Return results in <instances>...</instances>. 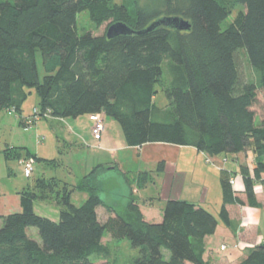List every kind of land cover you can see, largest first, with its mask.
I'll list each match as a JSON object with an SVG mask.
<instances>
[{"label":"trees","instance_id":"obj_1","mask_svg":"<svg viewBox=\"0 0 264 264\" xmlns=\"http://www.w3.org/2000/svg\"><path fill=\"white\" fill-rule=\"evenodd\" d=\"M126 1L0 0V108L21 112L26 89H36L38 120L110 116L129 147L166 143L195 148L207 158L251 147L257 175L241 167L244 198L231 184L235 174L223 170L219 216L232 228L229 206L260 207L255 188L264 182V121L257 122L254 110L258 91L264 95V0ZM237 6L243 9L229 21ZM85 12L96 27L110 21L143 31L161 18L181 17L191 30L160 26L146 35L109 39L80 32L79 15ZM240 51L258 73L259 85L241 83ZM167 62L180 71L181 81L166 87ZM162 86L166 108L156 101ZM12 150L36 164H55L18 148L7 153L13 159ZM114 169L98 164L86 174L78 188L89 198L79 207L71 201L72 190L54 177L40 178L23 191L21 211L0 216V264H98L94 255L109 257L102 245L105 234L128 239L139 250L133 264H210L204 258L206 238L216 233L219 221L209 210L171 197L162 219L149 221L132 195L121 212L114 210L100 196L102 173ZM42 185L45 196L37 190ZM53 192L61 205L57 220L35 211V203L52 199ZM99 207L109 214L104 223ZM33 228L41 242L29 235ZM236 264H264V243Z\"/></svg>","mask_w":264,"mask_h":264},{"label":"rangeland","instance_id":"obj_2","mask_svg":"<svg viewBox=\"0 0 264 264\" xmlns=\"http://www.w3.org/2000/svg\"><path fill=\"white\" fill-rule=\"evenodd\" d=\"M126 2V0H113L115 5H123ZM242 9V7L237 6L229 21H232ZM78 22L81 33L90 31L94 36L107 35L112 26L111 22L108 21L101 27H96L90 21L88 12L79 15ZM237 64L241 83L251 82L259 85L258 73L250 64L245 51L238 53ZM164 68L162 82L164 86L167 87L170 83L181 81L180 71L170 69L169 62L165 64ZM174 75L175 79H172ZM162 88L163 86L157 87L160 92L156 101L160 108H166L169 101L161 93ZM26 93L28 96L21 105V112L0 108V195L2 197L17 199L23 191L35 187L38 179L54 177L59 181L62 188L67 186L69 190H72L71 201L79 207L89 198V193L86 190L78 188L81 180L98 164H105L116 167L118 170L114 169L102 173L101 183H104L100 191L102 201L121 212L127 204V197L132 195L138 200L145 219L160 221L166 204V201L162 199L164 185L166 182L170 185L177 180L181 182V188L184 187L183 196L188 197L189 200L198 203L202 195L206 193V203H198L197 205L209 210L219 221L217 234L210 247L214 254L211 259H216L222 263L228 256L236 252V243L231 236L233 230L226 227L219 216L223 205L221 187L223 170L234 173L235 176L233 177L238 176L241 170L236 155L225 154L218 158H207L199 154L198 151L191 150V148H179L180 146L166 143L129 147L126 144L121 126L117 120L110 116H103L106 127L104 139L103 136L97 137L94 134V123L90 116H82L80 120L43 118L34 121L31 126L25 127L23 122L26 118L33 116L35 108L40 107L41 101L36 89H26ZM258 93L259 102L254 110L257 114V122L260 123L264 121V95L262 90H259ZM16 148L22 149L24 155H33L49 162L55 161V164L48 165L44 161L35 163L32 177L27 178L21 164V161L26 158L14 150L11 151L14 159L7 156L10 149ZM180 152V161L177 162ZM244 153L243 159L251 157L249 170L251 175L255 177L257 175L255 172L256 160L254 162V153L251 147H248ZM209 158L212 163L206 162ZM169 160L171 162H168ZM163 162L165 163L164 170L163 164H161ZM167 169L177 170V173H183L184 177H181L180 180H166ZM43 186L37 188L41 196L46 194L45 190L40 189ZM52 195V199L37 201L35 211L41 216L58 219L61 205L56 194L53 192ZM237 209L240 212L238 207ZM98 211L101 223L106 222L109 214L105 208L100 207ZM237 215L238 219L236 221L234 219L235 226L233 225L235 230L240 225V215L239 213ZM257 228H260L262 236H264V221H261ZM29 235L41 242L37 229H29ZM222 244L228 247L226 252L220 251ZM102 245L108 251L109 257L94 255L92 260L98 264H133L139 256V250L134 249L128 239L115 241L110 235L105 234Z\"/></svg>","mask_w":264,"mask_h":264},{"label":"crops","instance_id":"obj_3","mask_svg":"<svg viewBox=\"0 0 264 264\" xmlns=\"http://www.w3.org/2000/svg\"><path fill=\"white\" fill-rule=\"evenodd\" d=\"M76 120H80V118H77ZM76 125H77V123H76ZM105 135H106V133L104 132V134L102 135L103 139L106 137ZM179 148H182V146H180ZM186 148H191V150L197 152V150L195 148H192V147H186ZM199 154L206 156L204 153L199 152ZM243 155H245V153H241V154L236 155L237 156L236 160H238V163L240 164L241 167L244 165V166H248V168H250L251 167V165H250L251 157L249 156L248 158L243 159ZM246 156H247V154H246ZM180 157H181V152L178 154L177 162L180 161ZM255 160L256 159H255V155H254V162H255ZM164 161H166V160H164ZM168 162H171V161L169 160ZM166 168H167V165H166ZM176 169H177V167H176ZM166 174H167L166 180L167 179H173V180L179 179L180 180L181 177H184L183 173L178 174L177 170L172 171V169L171 170L167 169ZM177 176H179V177H177ZM170 177H172V178H170ZM235 179H236V184H235L234 188L237 192H239V195L241 196V198H244L245 196H244V194H242V192L244 190V182H243V178H242L240 172H239V175L235 177ZM262 179L264 180V173L262 174ZM183 186H184V184H183ZM256 186L261 187L256 192L258 202L260 203V207L256 208V207H250V206H237L236 205V206H229V208H228L230 211L231 219H232L234 226H235L234 219H235V221L238 219L237 213H239V215H240V225L237 227L236 230L234 229V227L231 228L233 230V233L231 234V236H233V240L236 243L235 244L236 252H234L231 256H228L225 259V261H222V263H219L220 261H217L216 259H211L214 256V254L211 252L212 250L210 249V247L212 245V241H213L214 237L217 234L219 225H218L216 233L213 236L206 238V253H205L204 258L210 264H236L242 258L245 257V255H246L245 253L247 252V249H250L254 246H257V245L264 243V236H262V232H261L260 228L259 229L257 228V225L259 223H261V221H264V182L259 183ZM183 188L184 187L181 188V182H179L177 180L175 181V183H171L170 185L166 182L164 185V188H163L164 192L162 193L163 194L162 199L164 201H166L168 198L173 197V198H177L180 200L192 202L195 204L206 203V193H204L202 195V197L200 198V202L197 203V202H194V200H189L188 197L185 198V196H183ZM17 199H10L7 196L2 197L0 195V216H7L10 214L20 212L21 211L20 196H18ZM199 206H201V205H199ZM237 207L240 209V212L237 211L238 210ZM99 208L97 209L98 215H99V211H98ZM52 219L57 220L55 218H52ZM99 219H100V217H99ZM255 224H257V225H255ZM223 245L224 244H222L220 246V251H221V247ZM227 250H228V248H227ZM226 251H221V252H226Z\"/></svg>","mask_w":264,"mask_h":264},{"label":"water","instance_id":"obj_4","mask_svg":"<svg viewBox=\"0 0 264 264\" xmlns=\"http://www.w3.org/2000/svg\"><path fill=\"white\" fill-rule=\"evenodd\" d=\"M160 26H164L180 32L191 30V24L189 23V21H186L181 17H165L157 20L143 31H135L123 23L113 24L107 32V37L109 39H113L119 36H129L134 34L146 35L153 32L157 27Z\"/></svg>","mask_w":264,"mask_h":264},{"label":"built area","instance_id":"obj_5","mask_svg":"<svg viewBox=\"0 0 264 264\" xmlns=\"http://www.w3.org/2000/svg\"><path fill=\"white\" fill-rule=\"evenodd\" d=\"M39 118H40L39 110L35 109L34 110V116H31L30 119H26V123L29 126H31L34 123V121L38 120ZM91 119H92V121L94 123V125H93L94 134L97 137H101L104 134L105 130H106V127H105L104 120H103L102 116L101 115H94V116H91ZM206 162L207 163H212L210 158L207 159ZM21 164L23 166L24 175L27 178L32 177V175L34 173L35 160L33 158L25 159L24 161H21ZM231 184H232V186H235V184H236V179L235 178L231 179ZM259 188H261V187L256 186L255 190L257 191V190H259ZM227 248L228 247L226 245H223L221 247V251H226Z\"/></svg>","mask_w":264,"mask_h":264}]
</instances>
